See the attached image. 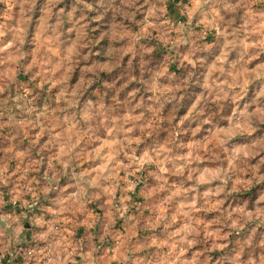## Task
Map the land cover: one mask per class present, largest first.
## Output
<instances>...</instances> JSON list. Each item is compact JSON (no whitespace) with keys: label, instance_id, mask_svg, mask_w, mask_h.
I'll list each match as a JSON object with an SVG mask.
<instances>
[{"label":"rangeland","instance_id":"obj_1","mask_svg":"<svg viewBox=\"0 0 264 264\" xmlns=\"http://www.w3.org/2000/svg\"><path fill=\"white\" fill-rule=\"evenodd\" d=\"M70 249L264 264V0H0V264Z\"/></svg>","mask_w":264,"mask_h":264},{"label":"crops","instance_id":"obj_2","mask_svg":"<svg viewBox=\"0 0 264 264\" xmlns=\"http://www.w3.org/2000/svg\"><path fill=\"white\" fill-rule=\"evenodd\" d=\"M43 232V231H42ZM45 235H47V234H45ZM33 239V238H32ZM30 237H29V235H28V237L26 238V237H18L17 239H16V241H15V243H18L19 245L18 246H21V243L22 242H24L25 240H27V241H31L32 240ZM43 241V240H42ZM72 242L73 241H71V243L70 244H67L68 246H70L71 244H72ZM77 246V245H76ZM70 248H71V246H70ZM73 251V252H72ZM73 253H77L76 255H78V254H80L81 255V259H77V261H79L80 262V264H95L94 262H95V260H94V257H92L90 254H91V252H89V251H82L81 253L79 252V250H75L74 251V249H70V250H68V252H67V255H68V257L66 258V259H59L58 260V258H54L53 259V263L54 264H61V263H65V262H69V261H71L70 260V258L69 257H71L72 256V254ZM66 254L65 255H63V257H65V256H67ZM78 257H80L79 255H78ZM28 257H23V259L22 258H20V259H15L14 260V262H16L15 264H29L30 262H32V260H30L29 262H26V263H24L25 261H28ZM76 261V262H77ZM75 262V260H73V261H71V262H69V263H74ZM31 264V263H30ZM38 264H41V263H38Z\"/></svg>","mask_w":264,"mask_h":264},{"label":"built area","instance_id":"obj_3","mask_svg":"<svg viewBox=\"0 0 264 264\" xmlns=\"http://www.w3.org/2000/svg\"><path fill=\"white\" fill-rule=\"evenodd\" d=\"M20 257H21V255H20Z\"/></svg>","mask_w":264,"mask_h":264}]
</instances>
